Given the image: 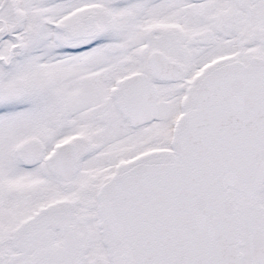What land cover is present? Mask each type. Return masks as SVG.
Instances as JSON below:
<instances>
[{"label":"snow or ice","instance_id":"1","mask_svg":"<svg viewBox=\"0 0 264 264\" xmlns=\"http://www.w3.org/2000/svg\"><path fill=\"white\" fill-rule=\"evenodd\" d=\"M0 264H264V0H0Z\"/></svg>","mask_w":264,"mask_h":264}]
</instances>
